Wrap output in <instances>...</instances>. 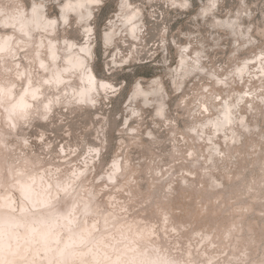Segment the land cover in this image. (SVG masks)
Listing matches in <instances>:
<instances>
[{
  "label": "rangeland",
  "instance_id": "374dc122",
  "mask_svg": "<svg viewBox=\"0 0 264 264\" xmlns=\"http://www.w3.org/2000/svg\"><path fill=\"white\" fill-rule=\"evenodd\" d=\"M33 1L55 20L49 39L62 66L64 42L83 43L82 25L88 23L74 16L63 23L65 0H0V10L28 13ZM121 1L100 0L88 24L87 64L98 81L110 84L109 93L79 105L71 91L45 84L41 101L50 100V110L38 102L18 118L0 106V200H10L15 215L22 208L70 219L57 244L68 240V232L90 227L107 246L98 251L107 252L103 260L118 255L128 264L124 246L141 230L146 242L135 240L137 245L177 264H264V71L259 75L256 64L264 65V0H123L126 12L138 13L136 39L127 38ZM212 1L213 10L200 14ZM105 33L112 35L109 46ZM36 34L0 22V38L12 35L25 45L13 58L0 54V85L13 82L15 95L25 82L17 70L31 72L33 81L48 75L38 73ZM180 55L186 73L176 71ZM39 56L50 68L45 48ZM244 63L247 74L236 82ZM233 102V122L223 131L202 126ZM32 178L51 184L60 179L69 191L50 186L54 198L40 205L17 187ZM84 248L77 243L68 251ZM37 253L38 260L29 261L63 264ZM88 255L67 263L88 264Z\"/></svg>",
  "mask_w": 264,
  "mask_h": 264
},
{
  "label": "bare ground",
  "instance_id": "6f19581e",
  "mask_svg": "<svg viewBox=\"0 0 264 264\" xmlns=\"http://www.w3.org/2000/svg\"><path fill=\"white\" fill-rule=\"evenodd\" d=\"M210 3L209 7L202 10L200 14L204 15L213 10L214 1ZM99 5L100 0H65V2L60 5V18L63 23H66L69 16H74L78 21H83L89 24L92 17L91 10ZM119 11L125 12L123 17L126 24L125 31L127 32V38L136 39L139 31L135 26L138 23V13L133 10L126 12V4H124L123 0L121 1ZM0 15L1 24L6 27H13V29H16L20 34L30 35L31 31L37 33L36 36L38 40L36 41L34 54L37 58L38 73L40 74L45 71L48 72L47 76H42L41 79L35 78L33 81L31 72L26 75V72L17 70L15 73L16 78H21L22 75L25 76L24 87L17 95H15L12 90L13 82L7 86L0 85V106H2L4 110H7V114L16 115L18 118H22L26 116L31 105L38 102H41L42 107L45 110H50V100L43 99L41 101L44 92L42 86L45 84L46 87L54 90L67 91V93L71 91L69 97L74 99L79 105H82L85 102L92 103L94 100L93 98L101 95V92L104 94L109 93L108 90L112 88L110 84L104 81H98L87 64L86 57L89 56L90 53L89 34H91V29L88 24L82 25L83 43L76 45L72 42H64V49L67 54L63 58V65L58 66L56 42L49 39V36L54 34L55 20L46 18L44 10L40 4L33 1L28 13L22 9H17L10 15L5 13V10H0ZM111 36L112 35H108L107 33L104 34L103 38L105 46L110 45ZM45 42H47V44ZM24 47L25 45H20L18 41L13 40L12 35H4L0 38V54H2V56L7 55L13 58L17 55L16 48L22 49ZM42 48L46 49V57L48 61H50L51 69L46 67L47 60H44L39 56ZM185 60V56H179L176 71L181 70L185 73L187 72L183 67ZM195 61L197 60L195 59ZM262 61L264 62V59H262ZM256 64H259L260 71L258 74L262 75L264 65L262 62H257ZM236 71L234 79L236 82H239L247 74L246 63H244L242 67H238ZM72 77L76 78L74 81L77 86L73 85L74 81H71ZM135 91L139 90L135 89ZM135 91H133V93L134 95H137ZM241 100L242 98L240 97H236L235 99L237 102H240ZM235 107V102L225 103L222 105L218 117L213 120L207 119L202 126H209L213 131V134H216L218 131H223L225 127L232 124L233 111H231V109ZM157 108V114L160 115L162 107L159 105ZM204 108L205 111H208L206 107ZM229 130H231V128H229L228 131ZM231 133H233L232 130ZM115 165L116 164H113V166ZM78 176L79 173L75 175V178ZM32 185L37 186L33 188ZM50 186L59 187V190L65 193L69 191L68 187L70 184L67 185V183L62 182L60 179L55 180L51 184L48 180L41 182L40 178H32L30 181L21 182L17 185L21 194L28 193L27 196L29 195V197L26 196V198H29L30 201H35V203L36 201H38V203L41 202L40 205L49 204L54 198V194H51V190H48ZM12 210L13 207L11 206L10 200L5 198L0 200V264H37L38 261H29V257L34 256L37 253V250L40 252L44 251L47 262H52L54 260L56 262L63 261V264H68V259L88 252V264H124L121 257L118 255L107 260L101 259V257H105L107 252L98 251L104 249V246H107L103 242L102 236L100 234H93L90 227L81 226L68 232L69 234H66L68 240L57 244L60 241L57 238L59 237V231L70 227V219L65 220L63 215H59L61 220L53 219L51 216L44 218L40 212L36 213L34 216L29 212H25V210L23 211L22 208L18 211L19 215H15ZM82 210L88 212L91 210V207L87 206L84 201L82 204ZM110 219L111 218H103V221L104 223H109ZM17 226L22 227L21 229L23 230L19 233H14V228H19ZM52 228L57 231L55 232L51 230ZM132 234L133 236L130 238L131 243L124 246V250L128 253V258L125 262L128 264H177V262H174L161 252H157L154 249L148 250L149 247L144 244L147 237L146 232L137 230L133 231ZM135 240L141 243L144 242L143 246L137 245ZM37 243H39V245L35 248L34 245L36 246ZM77 243L85 246L83 252L77 254L74 252L71 254L72 250L68 251V249L71 245ZM35 258L37 259V257Z\"/></svg>",
  "mask_w": 264,
  "mask_h": 264
}]
</instances>
